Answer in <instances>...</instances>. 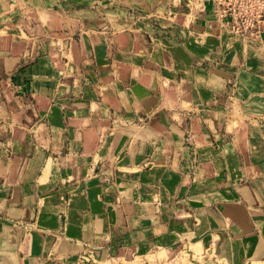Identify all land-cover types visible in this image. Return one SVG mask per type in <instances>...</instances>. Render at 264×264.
<instances>
[{"label":"rangeland","instance_id":"obj_1","mask_svg":"<svg viewBox=\"0 0 264 264\" xmlns=\"http://www.w3.org/2000/svg\"><path fill=\"white\" fill-rule=\"evenodd\" d=\"M142 1L0 0V34L16 29L15 38L23 40L19 46H26L27 38L34 46L46 39L66 54L84 31L93 38H117L115 47L129 40L126 50L138 51L141 41L134 38H145L150 32L144 25H151L160 38H175L180 53L191 57L196 87L205 89L201 102L173 107L160 102L148 110L134 105L133 127L101 117L100 132L87 140L95 154L85 159L82 186L73 183L74 172L59 171L67 186L61 202L51 208L42 204L36 214L35 229L44 243L30 252L44 264H227L205 240L213 229L205 209L218 205L209 192L225 179L218 178V162L205 148L218 147L214 132L229 133L230 145L239 150L264 147V40L246 42L253 35L239 36L213 0ZM114 5L123 10L110 12L115 21L96 16L95 9ZM43 6L62 11V26H38L34 13ZM81 7L90 10L75 11ZM175 92L187 100L183 90ZM183 146L190 147V157L179 152ZM187 162L196 184L190 191L179 185ZM237 175L242 182L237 171L229 178L237 182ZM229 193L236 198L237 188ZM67 195L84 199L77 203ZM73 240L80 244L59 249Z\"/></svg>","mask_w":264,"mask_h":264},{"label":"crops","instance_id":"obj_2","mask_svg":"<svg viewBox=\"0 0 264 264\" xmlns=\"http://www.w3.org/2000/svg\"><path fill=\"white\" fill-rule=\"evenodd\" d=\"M121 8L114 5L95 12L99 18L105 20L108 15L115 21L110 12L122 13ZM34 15L38 26L64 23L62 11L51 6L38 7ZM144 27L150 34L134 38L141 41L138 51L126 50L129 40L115 47L111 44L117 38H93L85 31L78 32L67 54L46 39L34 46L27 38V45L19 46L23 40L15 38L16 29L0 34V264H44L30 252L44 243V236L35 229L36 214L42 204L51 208L61 202L67 186L60 183L59 171L74 172L73 183L82 186L85 159L95 154L87 140L100 132L101 117L117 127L118 123L133 127L134 105L148 110L160 102L165 107L180 101L201 102L205 89L196 87L191 57L180 53L175 38H160L151 25ZM262 40L264 34L246 42ZM182 72L185 75L180 76ZM175 90H183L187 100L177 98ZM213 134L218 147L205 149L218 162V178L225 179L215 185L219 189L209 192L218 205L205 209L211 213L213 228L205 240L217 246L227 264H264V147L239 150L230 145L229 133ZM178 150L190 157V147ZM189 163L179 184L188 191L196 187L189 177ZM231 171L239 172L243 181L238 175L237 182L229 178ZM205 180L212 183V178ZM232 188H237L236 198L229 196ZM67 197H76L77 203L84 199ZM29 218L32 222H26ZM78 244L79 240L63 242L59 249L70 250Z\"/></svg>","mask_w":264,"mask_h":264},{"label":"built area","instance_id":"obj_3","mask_svg":"<svg viewBox=\"0 0 264 264\" xmlns=\"http://www.w3.org/2000/svg\"><path fill=\"white\" fill-rule=\"evenodd\" d=\"M220 16L238 34H264V0H213Z\"/></svg>","mask_w":264,"mask_h":264}]
</instances>
